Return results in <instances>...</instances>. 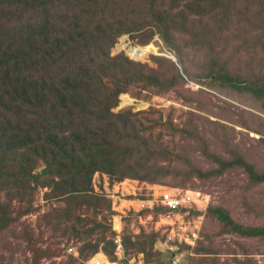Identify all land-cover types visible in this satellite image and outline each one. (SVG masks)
I'll list each match as a JSON object with an SVG mask.
<instances>
[{
	"label": "rangeland",
	"instance_id": "obj_1",
	"mask_svg": "<svg viewBox=\"0 0 264 264\" xmlns=\"http://www.w3.org/2000/svg\"><path fill=\"white\" fill-rule=\"evenodd\" d=\"M77 4L78 0L60 1L56 6L62 10L52 7V15L57 14L58 21L66 17L73 21L78 12L76 22L82 23L89 12L77 10ZM146 5L143 13L148 11ZM156 9L157 25L141 23L121 34L110 48V57H128L137 68L148 63L152 71L142 75L149 83L130 84L110 122L95 123L112 133L117 130L120 137L129 136L120 142L123 150L135 145L131 140L136 136L149 148L118 169L136 182L138 196L128 199L146 198L156 187L180 192L181 197V192H192L194 198L199 194L198 199L182 203L171 219L147 216L156 213L153 208H127L120 214L122 203L130 205L126 198L112 202V213L103 207V200L94 199L98 204L94 211L68 215L60 211L69 200L59 174L44 175L45 164L33 168L25 161L16 184L0 181V264H92L98 254L120 261L110 243L114 231L123 245L139 248L133 252H144L164 264H171L172 245L186 264H264V237L251 233L264 230V0H156ZM95 17L99 23L93 28H106L101 21L104 14ZM147 18L143 16L150 21ZM24 24L25 29L33 28L32 23ZM13 25L20 26L15 22L8 26ZM50 44L56 53L52 57H61L67 49L57 41ZM98 53L92 48L87 56ZM40 64L48 66L50 58ZM90 70L98 78V71L86 64L66 72L70 89L78 90L75 93L83 99L93 82ZM92 89L100 96L97 84ZM94 129L99 137L100 131ZM89 144L86 135V153ZM81 174L84 181L87 173ZM118 191L116 186L112 195ZM109 215L112 224L107 222ZM117 215L123 218L112 228ZM139 216H144L142 221ZM96 222L104 226L95 230L100 226Z\"/></svg>",
	"mask_w": 264,
	"mask_h": 264
},
{
	"label": "trees",
	"instance_id": "obj_2",
	"mask_svg": "<svg viewBox=\"0 0 264 264\" xmlns=\"http://www.w3.org/2000/svg\"><path fill=\"white\" fill-rule=\"evenodd\" d=\"M60 1L63 0H0V5L5 6H0V181L5 179L16 184L22 179L19 171L24 168L22 165H27L25 161L30 162V167L33 168L41 162L45 164L44 175L59 174V180L65 182L64 188L68 190L66 200H69L65 204L71 208L61 209V213L77 215L79 212L85 214L89 210L94 211L93 207L98 205L94 199L103 200V207L112 213V194L116 186H119V193L116 195L118 199L137 195L133 185L136 182L128 179L127 173H120L118 169L128 165L133 157L143 156V150L147 152L146 149L149 148L136 136L131 140L135 145L123 150L120 142L131 138L120 137L117 130L112 133L95 122L109 123L110 117L114 116L113 110L117 109L120 95L132 83L148 84V78L142 72L152 70L147 66L148 63L137 68L128 57H110V48L121 34L133 30L141 23L144 27L157 25L159 16L156 0H128L120 5L104 0V6L101 4L103 0H78L77 10L83 8L89 12L82 23L76 22L80 18L78 12L73 21L69 17L58 21L57 14L52 13H55L53 8L56 12L62 10L56 6ZM145 4L148 11L143 13ZM109 10L112 12L109 13ZM96 13L104 14L101 21L106 24V28H93L99 23L95 20ZM106 13L110 15V19ZM143 16L150 21L143 20ZM9 22L20 26H8ZM24 23H32L33 28L28 26L25 29ZM54 33L58 35L56 39ZM51 41L66 46L61 57H55ZM90 43L93 46L89 47ZM92 48H97L99 53L89 58L87 52ZM105 48H108L106 53L103 52ZM58 52H61L60 48ZM150 55L152 54L147 58ZM47 58H50V64L41 65V60ZM60 58L63 60L62 66ZM101 59L102 64H99ZM172 59L179 64L176 57ZM80 64L89 65L98 71V78L95 77L94 70L88 72L93 82L86 91L85 99L75 93L78 90L73 92L70 89V78H66V72ZM9 81L15 83L4 86ZM96 84L101 88L100 96L92 92ZM94 94L99 97L97 100L93 99ZM92 127L100 131L99 137ZM67 132H70L69 136ZM86 135L92 143L88 145L87 153L83 149ZM137 143L139 144L136 145ZM19 159L21 164H17ZM81 171L84 175L87 173L84 181ZM74 172L77 173L76 176ZM96 175L97 185L94 184ZM118 176L120 177L115 179ZM82 186L85 191L81 194ZM156 188L154 194L158 195L172 191ZM154 210L157 214L167 212L163 206ZM108 217L110 219L107 218V222L112 224L111 215ZM114 224L115 221L112 228ZM99 225L94 229L104 226ZM251 233L264 237V230ZM118 235L114 231L110 243L119 260L128 264L130 259L140 256L143 264H164L162 261H152L144 252H133L139 248L129 249L128 245H123L122 253L117 255L115 243Z\"/></svg>",
	"mask_w": 264,
	"mask_h": 264
},
{
	"label": "built area",
	"instance_id": "obj_3",
	"mask_svg": "<svg viewBox=\"0 0 264 264\" xmlns=\"http://www.w3.org/2000/svg\"><path fill=\"white\" fill-rule=\"evenodd\" d=\"M180 192L175 193L174 191H169L167 193L158 195V194H154V195H150V198H139L138 201L136 200H129L127 202L130 203V207H136L140 210H144V209H148V208H157L159 206H163L165 207V209H167L166 213H148V216H154V217H158V216H164V217H168V218H172L174 214H177L181 208L183 207L182 203H190L193 199L196 201V199H198V195L196 194V197H192L187 195V193L184 195L183 192L182 193V197L181 195H179ZM158 195V197H157ZM132 201H134L135 203H132ZM157 214V215H156ZM170 218V219H171ZM168 225H171L170 223ZM182 229V227H181ZM116 253L119 255L122 253L123 251V243L122 240L120 238L116 239ZM171 251V264H186L184 262L185 257L183 254L179 253V249L177 248V246H170L168 248ZM92 264H126L123 260L117 261V262H111L109 261L106 257H104V255H97L95 256V258L92 261ZM128 264H143V260L140 256H137L135 259H130L128 261Z\"/></svg>",
	"mask_w": 264,
	"mask_h": 264
},
{
	"label": "clouds",
	"instance_id": "obj_4",
	"mask_svg": "<svg viewBox=\"0 0 264 264\" xmlns=\"http://www.w3.org/2000/svg\"><path fill=\"white\" fill-rule=\"evenodd\" d=\"M151 196L150 195H148L145 199H147V198H150ZM112 199H113V205H115V204H117V200H118V198L116 197V195H112ZM129 200H131V199H128L127 198V201H129ZM127 208H129V210L130 209H138V208H136V207H130V206H124L123 205V203L121 204V206H120V210H118L119 212H120V214H121V212H122V210H124V209H126V211H127ZM113 210H115V209H113ZM128 210V211H129ZM148 214V213H147ZM148 216V215H147ZM123 217L121 216V215H117L116 217H115V220L114 221H116L117 219H122ZM144 218V216H139V219L140 220H142ZM122 240V239H121ZM99 255V254H98ZM97 256V255H96Z\"/></svg>",
	"mask_w": 264,
	"mask_h": 264
},
{
	"label": "bare ground",
	"instance_id": "obj_5",
	"mask_svg": "<svg viewBox=\"0 0 264 264\" xmlns=\"http://www.w3.org/2000/svg\"><path fill=\"white\" fill-rule=\"evenodd\" d=\"M187 195L192 196V192H188V191H187ZM117 255H118V254H117ZM109 261H111V262H117V261H112V260H110V259H109Z\"/></svg>",
	"mask_w": 264,
	"mask_h": 264
},
{
	"label": "crops",
	"instance_id": "obj_6",
	"mask_svg": "<svg viewBox=\"0 0 264 264\" xmlns=\"http://www.w3.org/2000/svg\"><path fill=\"white\" fill-rule=\"evenodd\" d=\"M157 197H158V195H157ZM151 217V216H150ZM142 221V220H141Z\"/></svg>",
	"mask_w": 264,
	"mask_h": 264
}]
</instances>
